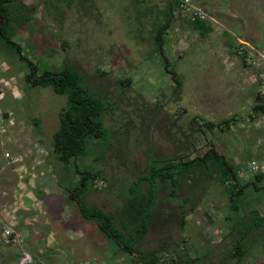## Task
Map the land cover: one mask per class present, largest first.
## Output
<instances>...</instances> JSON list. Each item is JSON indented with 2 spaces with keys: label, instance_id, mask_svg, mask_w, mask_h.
Listing matches in <instances>:
<instances>
[{
  "label": "rangeland",
  "instance_id": "obj_1",
  "mask_svg": "<svg viewBox=\"0 0 264 264\" xmlns=\"http://www.w3.org/2000/svg\"><path fill=\"white\" fill-rule=\"evenodd\" d=\"M171 1L3 0L7 14L0 26V116L16 127L25 121L30 136L38 138L28 149L32 158L26 163L34 168H27L23 182L47 206L37 215L40 220L31 218L34 208L19 214L22 221L27 216L31 230L21 236L33 257L28 264H189V258L202 264L206 248L182 253L183 239L194 231L183 229L181 220L208 209V202L219 203L209 211L230 215L239 229L262 232L250 217L259 212L264 225V177L244 169L264 152V125L253 122L259 112L246 78L249 70L238 63L236 50L250 45L264 61V0H193L208 14L212 31L206 35L176 6L162 51L154 34L170 18ZM69 65L80 74L78 84L102 98L104 112L93 119L103 120L102 128L87 144V154L64 163L53 143L67 96L50 86L29 84L25 77L59 73ZM196 116L214 123L232 119L229 128H215L211 140L244 172L239 174L237 208L229 207L234 181L226 188L217 167L193 168L181 178L174 197L169 183L159 181L139 248L133 254L120 249L100 229L95 211L112 216L123 243L129 244L149 212V181L142 177L150 176L151 164L161 166L190 152ZM39 155L43 161L36 168L39 159L33 157ZM99 172L105 179L95 178ZM46 219L54 222L39 224ZM1 237L0 264H20L24 252ZM30 241L36 242L37 256L25 246ZM229 241L216 262L232 250Z\"/></svg>",
  "mask_w": 264,
  "mask_h": 264
},
{
  "label": "trees",
  "instance_id": "obj_2",
  "mask_svg": "<svg viewBox=\"0 0 264 264\" xmlns=\"http://www.w3.org/2000/svg\"><path fill=\"white\" fill-rule=\"evenodd\" d=\"M10 1V0H6ZM179 6L176 0H172L169 5L170 18L157 30L154 34V40L158 50H162L165 44V33L169 30L171 22L174 18V9ZM6 9L3 5V0H0V26L6 23L3 19L6 16ZM194 26L201 31L203 35L212 31V26L207 20L194 19ZM245 63V62H244ZM246 64V63H245ZM177 76V74L175 75ZM80 74L73 70L69 65L64 67L61 72L44 71L40 77L36 76L34 72L26 75L25 80L32 85H39L44 87H52L56 93L66 95L68 104L60 114V128L54 134V151L57 156L64 162L68 163L73 157L85 156L87 154L90 140L99 135L102 128V121L94 122V117H100L104 112L102 105V98L98 95L89 92L82 84H78ZM254 107L258 112L264 108V99L262 95H258ZM198 120H202L200 123ZM232 119H225L218 123L208 121L202 117L196 116L192 119L194 126L193 135L190 138V152L180 157L170 158L161 166L155 164L150 165V176H143L142 181H149V194L146 199V208L149 212L142 218L139 227H136L135 235L132 234L129 239V244L123 243L122 230L116 226L115 220L112 216L105 214L101 209L94 213V218L98 220L100 229L105 235L117 240V245L120 249H125L128 252L135 253L138 245L147 233L146 220L149 219L150 209L156 205L157 188L159 181L168 182L170 185V196H175L178 192L181 178L189 174L193 168L215 166L219 169L220 182L229 187L227 182L234 181L231 186L232 200H235L239 192L242 191L239 185L240 170H236L228 161L225 154L220 153L214 146L212 137L214 129L224 130L230 127ZM201 151V153H199ZM259 178L264 177V173L257 174ZM103 177L102 172L95 175V178ZM105 179V178H104ZM186 216L182 218L181 222L184 226ZM122 225H126L125 222ZM237 248V247H236ZM136 264H141L137 262ZM142 264H155L154 260H147Z\"/></svg>",
  "mask_w": 264,
  "mask_h": 264
},
{
  "label": "crops",
  "instance_id": "obj_3",
  "mask_svg": "<svg viewBox=\"0 0 264 264\" xmlns=\"http://www.w3.org/2000/svg\"><path fill=\"white\" fill-rule=\"evenodd\" d=\"M238 63L249 71H245L248 77V82L251 84L252 93L256 99L258 95H262L264 99V86L261 83V79L258 75V71L253 67H248L240 57ZM243 73V72H242ZM244 73V74H245ZM264 102V101H263ZM254 105V107H255ZM258 112V111H257ZM11 114L8 112L7 116ZM257 115V114H256ZM255 118L253 122L256 125H264V108H261L259 111V116ZM6 116V115H5ZM4 115L0 116V241L1 236H3V231L6 227L13 229L20 237L23 235L22 232L31 231L28 230L29 221L26 218L22 221L21 216L19 215L22 210L26 208H34L37 211L32 214L31 218L34 220H40L37 215H40L41 212H44L43 209L46 208L45 198L41 199L35 196L32 192V189L29 183H24V178L28 176V169L30 166L34 168V165L27 164L29 159L32 158L31 152L28 150L31 145H35L39 142L38 138H33L30 136L31 130L26 125V122L22 120L20 122V127L6 123L2 119ZM7 118V117H5ZM234 122V121H233ZM6 123V125H5ZM20 129V130H17ZM31 129V128H30ZM54 149V148H53ZM27 150V153H25ZM263 152L262 150H257ZM10 153V155H9ZM15 153V154H13ZM14 155V156H13ZM258 155V156H257ZM257 157L247 161V166L253 160H258L264 157L263 153H257ZM260 157V158H258ZM34 159H39L37 162V167H40L41 162L43 161L42 156L33 157ZM35 168V169H36ZM240 171L242 169L238 168ZM240 174V173H239ZM242 175V174H241ZM20 196V199H18ZM52 202H55V193L51 195ZM18 201H21L18 203ZM34 201V202H32ZM231 211L237 208L235 200H230ZM229 203V204H230ZM219 203H206L208 209L200 212L198 215L189 216L185 218L184 228H190L193 230V235L187 236L183 239L182 246L184 247L182 253L188 250L199 251L203 249L205 260L202 264H264V242L259 238H264V225H260L259 221L262 218L259 212L257 216H251L252 225L257 224V231L262 230V232H252L251 228L239 229L237 224L233 223V218L229 216H220L218 211H212L210 208H216ZM41 211V212H40ZM230 211V212H231ZM264 211V210H263ZM262 211V212H263ZM256 212V211H255ZM207 214L205 217L202 214ZM252 214L251 212H248ZM219 216V217H218ZM20 219V221H19ZM44 222H54V220H45L40 221L39 224ZM38 224V223H37ZM23 237V236H22ZM21 237V242L16 243L12 246H17L21 248V252H28V249L22 246L24 238ZM234 238V239H233ZM35 239V237L33 238ZM232 241V250L223 258L219 263L215 261V258L218 255L223 254L225 251L224 243ZM31 245L25 244L26 247L33 249L32 251L37 256L38 247H35V243L30 241ZM210 243V244H209ZM189 247V248H186ZM237 247V248H236ZM192 254V253H191ZM31 256V254H30ZM210 256L214 257V261H211ZM32 257V256H31ZM33 259V257H32ZM35 259V256H34ZM189 264H198L197 260L189 258Z\"/></svg>",
  "mask_w": 264,
  "mask_h": 264
},
{
  "label": "built area",
  "instance_id": "obj_4",
  "mask_svg": "<svg viewBox=\"0 0 264 264\" xmlns=\"http://www.w3.org/2000/svg\"><path fill=\"white\" fill-rule=\"evenodd\" d=\"M179 3V7L187 13L189 16H191L193 19H208V14L198 6L194 5L193 0H176ZM236 52L238 55H240L243 58V61L246 63V65L255 68L258 71V75L261 79V83L264 86V70H263V59L259 58V56H256L254 53V50L250 45L243 46L239 45L237 47ZM200 123H202V120H198ZM244 172L247 174H259L264 173V157L260 158L258 160H253L246 166L244 169ZM243 170L240 171V175H243ZM245 173V174H246ZM229 182H227L228 184ZM3 242L6 245H14L16 243L21 242V237L19 234H17L13 229L10 227L4 228V234H3ZM33 259L27 252H24L22 255V258L20 260V264H28L32 262Z\"/></svg>",
  "mask_w": 264,
  "mask_h": 264
},
{
  "label": "flooded vegetation",
  "instance_id": "obj_5",
  "mask_svg": "<svg viewBox=\"0 0 264 264\" xmlns=\"http://www.w3.org/2000/svg\"><path fill=\"white\" fill-rule=\"evenodd\" d=\"M202 215H203V216H205V217H207V216H208L207 214L205 215V213H204V214H202Z\"/></svg>",
  "mask_w": 264,
  "mask_h": 264
}]
</instances>
